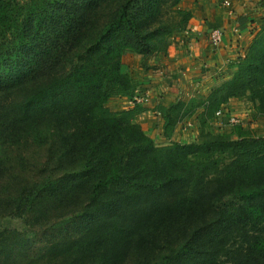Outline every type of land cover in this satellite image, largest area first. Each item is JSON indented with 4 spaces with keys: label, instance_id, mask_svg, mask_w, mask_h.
I'll return each mask as SVG.
<instances>
[{
    "label": "trees",
    "instance_id": "1",
    "mask_svg": "<svg viewBox=\"0 0 264 264\" xmlns=\"http://www.w3.org/2000/svg\"><path fill=\"white\" fill-rule=\"evenodd\" d=\"M180 2L0 0V181L17 191L0 207L26 227L0 229V264H264V138L157 146L133 110L106 108L133 96L126 53H164L184 30ZM236 67L203 113L249 94L264 114V27ZM185 105L167 110V135ZM24 132L49 158L37 179L19 170L4 184Z\"/></svg>",
    "mask_w": 264,
    "mask_h": 264
},
{
    "label": "crops",
    "instance_id": "2",
    "mask_svg": "<svg viewBox=\"0 0 264 264\" xmlns=\"http://www.w3.org/2000/svg\"><path fill=\"white\" fill-rule=\"evenodd\" d=\"M180 7L192 16L184 30L172 38L166 53L148 56L150 62L143 61L135 69L122 67L135 86L133 96L127 99L136 105L129 109L134 111L133 121L158 145L189 142L193 134L181 129L182 121L171 134L165 133L167 110L179 101H188L191 94L207 95L232 79L237 62L264 26V0H182ZM215 28L225 31L217 47L209 39ZM144 95L149 101L139 103L138 97ZM185 120L188 126L191 120Z\"/></svg>",
    "mask_w": 264,
    "mask_h": 264
},
{
    "label": "rangeland",
    "instance_id": "3",
    "mask_svg": "<svg viewBox=\"0 0 264 264\" xmlns=\"http://www.w3.org/2000/svg\"><path fill=\"white\" fill-rule=\"evenodd\" d=\"M22 3L29 2L30 0H17ZM182 1V0H181ZM185 10L180 7V3L177 6L176 9ZM264 27V26H262ZM168 50V49H167ZM166 53V52H164ZM160 54V53H159ZM163 54V53H161ZM160 54V55H161ZM137 54L134 52H127L124 59H123V65L130 68L131 66H134L133 69H135L138 65L141 66L144 62H147L148 58L147 56L138 57ZM155 54L150 55L154 56ZM137 56V57H134ZM147 58V60H146ZM144 61V62H143ZM150 62V60L148 61ZM147 62V63H148ZM122 65V67H123ZM143 67V66H142ZM151 68V65L150 67ZM227 82V81H225ZM225 82H222L219 86L224 84ZM218 86V87H219ZM218 87H215L214 90ZM213 90V89H212ZM211 90V91H212ZM210 93V92H209ZM209 93L204 96H193L188 97V101L185 103L187 105L184 106L183 110L185 109H194L193 114L188 116L187 118L190 119V123L187 124V121L185 118H182V124H180V127L182 130H185L186 132H190L195 136L193 139H189V142L184 144H189L193 142H201L205 136L212 134V135H221L225 134L230 137L232 141H237L241 138V134L243 132H247L248 136L253 137H259L264 138V114L259 111L258 108V102H254L251 100L250 95L248 94L245 96H238L230 98L228 101L233 100V104H226L228 107L225 108V115L219 116L216 114V116H213L211 114H208L204 111L203 108L199 107L200 102L207 100ZM129 97L119 95L115 93L112 95V97L109 99V101L106 104L107 110L111 112H124L125 110H129L132 107H135L136 105H133V100H127ZM131 99V98H130ZM140 100L139 103H141L143 100L144 102L149 101V97L147 95H144L143 97H138ZM228 103V102H227ZM235 118L238 120L236 123L229 122L231 118ZM138 124V123H135ZM141 127V126H140ZM46 128H44L45 130ZM49 129V128H48ZM143 130V128L141 127ZM52 130V128L50 129ZM144 132V130H143ZM145 133V132H144ZM24 135L22 138H19V140L16 142V144L12 148L11 155L14 157L13 159V166L15 170L10 169L8 171V177L6 176L4 184L10 182V177L13 178L12 173L20 170V173L23 172L24 176L27 178L33 177L34 180L38 178L39 174L43 171V164H45L49 158L46 146L43 145V143H38L32 140V135L29 133H23ZM250 134V135H249ZM154 141V140H153ZM155 145L158 146V142L154 141ZM177 143V142H175ZM24 162V164L28 165L29 168L23 169L20 165ZM32 174L29 176V174ZM57 174L58 170L56 171ZM47 175V172L42 174V177H45ZM2 183L0 181V198L5 199L7 201L8 198L11 200L14 199L16 196V192H13L12 190H15L14 188L6 187V192L1 191ZM9 209H6L4 211L0 207V229H18L21 231L26 230V227L24 225L23 220L17 219L15 217H10L4 214L3 212H8ZM3 213V215H2ZM27 221L31 220L30 215L26 217ZM37 235L33 239V243L29 249V256L34 255V259H39V254L44 253V247L46 246V236L44 235V230H37Z\"/></svg>",
    "mask_w": 264,
    "mask_h": 264
},
{
    "label": "built area",
    "instance_id": "4",
    "mask_svg": "<svg viewBox=\"0 0 264 264\" xmlns=\"http://www.w3.org/2000/svg\"><path fill=\"white\" fill-rule=\"evenodd\" d=\"M226 4H229V3H226ZM224 36H225L224 29L215 28L210 32V38L209 39H210L211 44L213 46L217 47L222 43ZM224 114H225V110H220L217 112V115H219V116H222ZM229 122L236 123V122H238V120H236L235 118L232 117Z\"/></svg>",
    "mask_w": 264,
    "mask_h": 264
}]
</instances>
